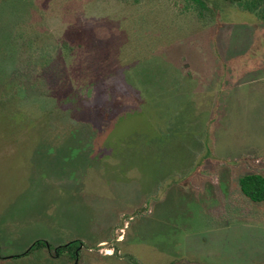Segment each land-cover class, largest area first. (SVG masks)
I'll return each instance as SVG.
<instances>
[{"label":"rangeland","instance_id":"rangeland-1","mask_svg":"<svg viewBox=\"0 0 264 264\" xmlns=\"http://www.w3.org/2000/svg\"><path fill=\"white\" fill-rule=\"evenodd\" d=\"M249 1L0 0V264H264Z\"/></svg>","mask_w":264,"mask_h":264},{"label":"trees","instance_id":"trees-1","mask_svg":"<svg viewBox=\"0 0 264 264\" xmlns=\"http://www.w3.org/2000/svg\"><path fill=\"white\" fill-rule=\"evenodd\" d=\"M240 1V0H238ZM259 0H252L246 2L244 8L248 11L252 12L255 9L259 8ZM239 188L241 193L254 202L264 201V175L259 173H248L240 177L239 179ZM35 246H45L49 249L48 244L44 241H36L34 243ZM78 241H71L66 244L57 246L54 248V253L56 256L60 255V253L67 252L69 255L73 256L74 260H76V255L78 254Z\"/></svg>","mask_w":264,"mask_h":264}]
</instances>
